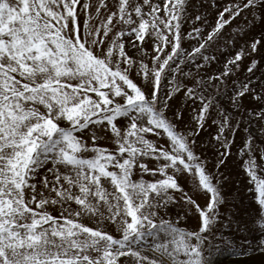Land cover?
I'll return each instance as SVG.
<instances>
[{
  "label": "snow or ice",
  "instance_id": "6c2138e0",
  "mask_svg": "<svg viewBox=\"0 0 264 264\" xmlns=\"http://www.w3.org/2000/svg\"><path fill=\"white\" fill-rule=\"evenodd\" d=\"M188 6L0 0V264H207L245 120L259 135L245 129L238 163L264 250V0ZM206 126L215 174L196 151ZM170 204L191 229L160 218Z\"/></svg>",
  "mask_w": 264,
  "mask_h": 264
},
{
  "label": "rangeland",
  "instance_id": "374dc122",
  "mask_svg": "<svg viewBox=\"0 0 264 264\" xmlns=\"http://www.w3.org/2000/svg\"><path fill=\"white\" fill-rule=\"evenodd\" d=\"M205 2V0H189V6L187 9V15L189 18L200 8V5ZM202 11V10H201ZM245 16H241L237 21V24L243 25ZM190 27L188 22L182 24V30H187ZM233 27H236L234 25ZM256 28H259V22L256 24ZM195 43V40L192 41ZM186 46V45H185ZM163 84V82H162ZM163 90V88H162ZM248 102V98H245ZM243 111V109H241ZM63 121L61 124L63 125ZM253 129V135H259V128L254 124H249L247 120L242 124L240 129L236 134L235 140L232 145V152L230 157L225 160V164L220 168V175L223 179L220 180L221 192L223 194V199L218 204V220L213 224V226L204 235L203 244V256L207 264H210L215 257L219 255L232 256L233 259L245 260L251 258L252 261L255 257L262 261L260 264H264V250L255 251L252 245L256 242L254 238H260V233L253 232L250 230V225L247 223L248 219L251 217L254 211L253 201V189L251 187L250 181L245 178V173L240 171V156L238 154V149L241 147L240 141L245 138V129ZM203 139H200L199 134L197 137L196 151L201 154V157L207 160L209 170L214 174L216 172L215 168V147L213 144L209 143V133L211 129L205 127L203 130ZM150 138L151 134H150ZM160 143L166 144V137L156 138ZM100 143H106L107 141L100 140ZM259 144V140H257ZM135 179V176L133 177ZM145 178H150L148 175ZM178 180L181 183L185 182V178L182 175H178ZM190 185L191 181H187ZM198 202H203V198ZM186 208V206H185ZM53 213L58 212V208L52 209ZM177 217H179L177 219ZM160 218L168 219L171 218L180 227L192 228L193 221L190 215L184 214V209L180 205H168L166 209L161 210ZM108 226L107 224L105 225ZM114 231V230H113ZM223 237V241L221 238ZM151 240V237H148ZM232 241L233 243H229ZM230 257V259H232ZM131 259L129 258L123 262V264H131ZM243 263V261L241 262Z\"/></svg>",
  "mask_w": 264,
  "mask_h": 264
},
{
  "label": "trees",
  "instance_id": "16d2710c",
  "mask_svg": "<svg viewBox=\"0 0 264 264\" xmlns=\"http://www.w3.org/2000/svg\"><path fill=\"white\" fill-rule=\"evenodd\" d=\"M232 258V256H230ZM230 257H228V255H219L218 257H215L213 259V261H210V264H241V262L243 261V263L245 264H260V262L256 257L255 259L252 261L251 258L245 259V260H238V259H230Z\"/></svg>",
  "mask_w": 264,
  "mask_h": 264
}]
</instances>
